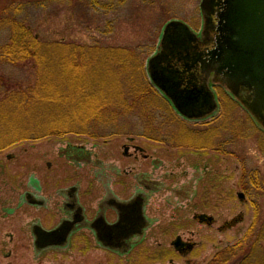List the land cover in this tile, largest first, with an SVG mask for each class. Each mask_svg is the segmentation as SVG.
I'll return each instance as SVG.
<instances>
[{"label": "rangeland", "instance_id": "obj_1", "mask_svg": "<svg viewBox=\"0 0 264 264\" xmlns=\"http://www.w3.org/2000/svg\"><path fill=\"white\" fill-rule=\"evenodd\" d=\"M199 2L0 0V11L8 3L13 9L7 16H17L40 42L117 53H110L118 62L116 68L106 73L95 71L91 78L100 92L98 97L108 99V107L116 108L117 101H121L117 120L108 119L115 135L96 139L70 133L21 141L0 149V174L25 176L32 168L22 170L18 164L34 157L41 164L51 161L55 165L57 148L71 144L92 149L105 162L122 160L128 171L122 177L124 197L132 193L133 176L137 173H147L162 186V190L148 197L145 212L149 224L142 233L144 240L128 254L111 257L107 264H205L221 249L238 242L253 222L264 234V133L235 99L223 89L214 88L217 109L210 118L200 121L181 118L158 92L138 94L140 98L130 113L125 111L130 98L128 103L122 102L128 92L137 97L133 88L137 93L145 89L143 84L150 83L146 62L157 49L167 22L179 19L191 29L199 28ZM16 7L20 11L15 12ZM1 19L0 15V44H6L10 22L7 24L9 18ZM0 70L10 83L33 81L31 62L0 65ZM126 81L132 84L130 89ZM0 90L3 92V88ZM124 147L128 148L126 155ZM7 154H13L16 160L7 161ZM89 169L85 166L74 171L60 160L57 173L65 177L64 183L78 180L80 194L85 196L91 184ZM96 183L94 188L98 190ZM246 185L248 196L243 189ZM242 193L246 198L238 197ZM87 202L89 197L85 196L83 203ZM199 216L203 220L210 217L211 225L202 223L205 220L200 221ZM176 239L194 248L178 253L171 244ZM259 246L264 250V241ZM62 263L73 264L69 259Z\"/></svg>", "mask_w": 264, "mask_h": 264}, {"label": "flooded vegetation", "instance_id": "obj_2", "mask_svg": "<svg viewBox=\"0 0 264 264\" xmlns=\"http://www.w3.org/2000/svg\"><path fill=\"white\" fill-rule=\"evenodd\" d=\"M201 1L198 10L199 28L191 29L179 19L164 25L165 28L168 23L178 21L188 27L193 35L189 50L191 55L206 54L213 48L216 18H213L210 25H204ZM161 35L153 55L161 49ZM207 83L210 89L221 88L225 91L221 84L212 81V73ZM235 101L241 104L238 99ZM244 111L249 113L246 109ZM212 115L201 120H206ZM92 151L82 145L66 144L58 147L54 153L57 161L55 165H51V161L41 164L40 160L34 157L31 161L18 164V168L22 170L32 168L27 175L15 177L12 173L0 174V264H64L63 260L66 263L67 259L73 264H107L111 257L128 254L144 240L137 234L136 227L134 228L136 211L133 208H136L139 198L145 200L142 210L143 223L140 228L143 233L146 229L143 225L149 224L145 212L148 197L162 190V186L147 173H137L133 176L135 185L132 193L124 197L122 182L125 180L122 177L127 176L126 165L124 166L120 159L105 162L97 158ZM5 159L16 160L13 154L5 155ZM60 160L74 171H81L85 166L90 168L91 184L85 192V196L89 197L86 204L83 203L85 196L80 194L79 181L64 183L67 182L65 177L57 173ZM53 166L56 168L48 173ZM93 183H96L98 190L94 188ZM246 191L248 196L249 191ZM242 194L239 198H246L245 193ZM204 220L202 223L211 225L212 219L206 217ZM253 226H256V223L253 222L247 231ZM238 242L223 249L234 247ZM183 243L178 246V253L184 254L194 248L189 243ZM94 259L97 262H93ZM237 261L238 259L234 264H238Z\"/></svg>", "mask_w": 264, "mask_h": 264}, {"label": "trees", "instance_id": "obj_3", "mask_svg": "<svg viewBox=\"0 0 264 264\" xmlns=\"http://www.w3.org/2000/svg\"><path fill=\"white\" fill-rule=\"evenodd\" d=\"M11 9L7 3L0 11L1 20L9 18L7 24L10 22L8 42L0 44V65L31 62L33 81L10 83V79L0 75V88H3V92L0 90V149L21 141L70 133L96 139L115 135L114 125L108 119L117 120L121 101H117L116 108L108 107V99L98 97L100 92L91 78L95 71L106 73L116 68L118 62L110 53H117L78 45L67 47L61 42H40L17 16L11 15V19L7 16ZM18 10L20 7L15 8V12ZM126 83L130 89L132 84ZM145 84L144 90L135 93L133 88L132 93L136 96L141 92L142 96L157 93L152 84ZM129 94L122 99V102L129 98L131 101L125 107L126 113H130L140 98ZM247 187L243 186L244 190ZM261 232L256 226L251 227L236 246L217 252L205 264H230L231 261L234 264L237 259L238 264H264V250L259 246L264 241Z\"/></svg>", "mask_w": 264, "mask_h": 264}, {"label": "water", "instance_id": "obj_4", "mask_svg": "<svg viewBox=\"0 0 264 264\" xmlns=\"http://www.w3.org/2000/svg\"><path fill=\"white\" fill-rule=\"evenodd\" d=\"M200 9L205 26L216 18L213 48L206 54L191 55L193 35L188 27L178 21L168 23L161 35L160 51L147 60L152 84L180 115L202 119L217 109L207 83L212 73V81L238 99L264 130V0H202ZM127 151L124 147V155ZM144 203L139 198L133 208L139 236ZM198 218L203 221V216ZM182 243L176 239L172 246L178 251Z\"/></svg>", "mask_w": 264, "mask_h": 264}]
</instances>
